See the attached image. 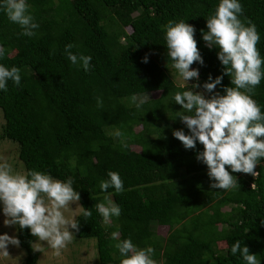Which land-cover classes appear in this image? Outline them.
Wrapping results in <instances>:
<instances>
[{"label": "trees", "instance_id": "16d2710c", "mask_svg": "<svg viewBox=\"0 0 264 264\" xmlns=\"http://www.w3.org/2000/svg\"><path fill=\"white\" fill-rule=\"evenodd\" d=\"M239 2L240 18L257 27V48L264 58V0ZM27 3L39 24L34 37L20 35V27L0 9V45L5 48L0 63L21 69L20 86L9 81L8 91L0 90V136L17 144L24 172L35 169L62 181L73 179L79 203L92 211L87 220L75 215L80 222L76 236L95 240L96 260L86 264H119L115 232L138 248H154L156 264H246L239 253L231 254L236 240L264 264V158L255 177L233 173L237 188L213 189L207 166L196 159L203 146L186 150L172 134L173 129L188 132L175 118L182 110L173 94L191 85L180 88L171 78L161 26L183 20L195 27L204 64L191 66L199 69V81L191 83L202 85L209 75L215 79L223 73L219 49L206 47L200 31L207 30L206 18L219 0ZM69 43L74 53L92 57L89 71L67 59ZM146 54L147 63L142 62ZM223 86H230L227 75L216 90L223 94ZM133 94L147 95L140 109L130 102ZM253 99L264 113V79ZM116 131L123 135L116 137ZM109 170L123 180L122 193L100 189ZM105 196L121 208L110 225L94 207ZM154 225L166 226L167 233L157 235ZM15 229L24 264H35L30 230Z\"/></svg>", "mask_w": 264, "mask_h": 264}, {"label": "clouds", "instance_id": "9594fccd", "mask_svg": "<svg viewBox=\"0 0 264 264\" xmlns=\"http://www.w3.org/2000/svg\"><path fill=\"white\" fill-rule=\"evenodd\" d=\"M3 9L10 22L17 24L20 35L34 37L39 24L28 11L27 0H2ZM243 6L239 0H219L214 11L206 18V29H201L202 39L209 49L218 48L217 58L223 67L222 75L200 83L199 69L192 68L194 63L204 64L203 57L195 39L196 29L186 21H171L162 25L167 58L171 69L179 80V85L190 88L173 94L175 104L181 106L175 118L186 126L173 129V136L186 150L196 149L197 143L203 146L196 152V159L207 166L210 187L229 190L240 186L233 173L258 175L255 170L264 158V113L257 101L253 99L255 89L264 79V58L261 57L257 44L260 35L256 25L249 19L245 23L240 17ZM74 45L69 43L64 54L73 64L90 70L92 57L72 51ZM5 56V48L0 45V59ZM142 62H148L146 54ZM230 77V86H223V94L216 90L222 84L223 76ZM14 86L21 84V69L17 66L7 67L0 63V90L8 91V82ZM130 102L140 109L146 98L133 94ZM98 106L102 101L97 99ZM174 118V119H175ZM116 137L123 134L114 133ZM127 148L126 142H121ZM227 166V167H226ZM229 169L231 171H229ZM107 179H102L99 187L102 191L114 188L117 194L124 191V182L116 171L109 170ZM73 179L53 178L50 174L35 169L26 172L17 171L6 159L0 158V211L3 213L4 226H18L20 230L29 229L36 239L31 242L33 251H44V246L59 251L74 239L72 230L79 231L80 222L75 215H65L77 207L79 215L85 220L92 216L89 208L79 201L80 193L73 187ZM75 204L73 209L70 205ZM97 213L106 225L113 217L121 215V208L109 196L104 202L94 205ZM112 238L118 242L119 264H156L153 259L154 248H138L131 239L120 240L117 233ZM16 235L7 232L0 234V255L9 257V246L20 247ZM231 254H240L246 264H261L255 253L240 240L231 246Z\"/></svg>", "mask_w": 264, "mask_h": 264}, {"label": "rangeland", "instance_id": "374dc122", "mask_svg": "<svg viewBox=\"0 0 264 264\" xmlns=\"http://www.w3.org/2000/svg\"><path fill=\"white\" fill-rule=\"evenodd\" d=\"M171 78L177 84L185 83L177 77L174 69H169ZM195 82V81H191ZM190 82V83H191ZM156 95V93H152ZM142 97L146 98L147 95ZM1 110H0V132H1ZM136 148V147H135ZM0 158L6 159L13 167L20 172H24L22 162L17 157V144L9 139L3 138L0 136ZM73 209L76 207L75 204L70 205ZM227 206L223 207V210H227ZM79 212L77 207L72 212H66L65 215H76ZM3 213L0 211V234L7 232L9 235H16L15 226H4L3 225ZM220 226V225H218ZM74 233L73 241L67 245V247L59 251V255L56 254V250L44 246V251L37 253V259L35 264H86L91 263L96 260V251H95V240L93 238H78L75 234V230L70 229ZM153 230L157 235L163 236L167 233L168 229L164 225H154ZM118 234V232H115ZM119 236V234H118ZM36 238L32 236V241ZM219 247H222V244H218ZM9 257H3L0 255V264H24L25 252L22 248H17L15 246H9L8 248Z\"/></svg>", "mask_w": 264, "mask_h": 264}]
</instances>
